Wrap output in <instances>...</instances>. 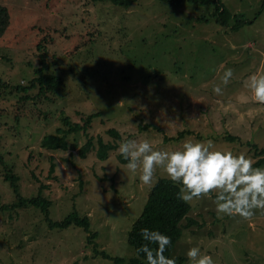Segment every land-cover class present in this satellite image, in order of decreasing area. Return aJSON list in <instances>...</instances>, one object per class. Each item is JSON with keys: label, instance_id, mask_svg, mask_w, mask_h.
<instances>
[{"label": "rangeland", "instance_id": "374dc122", "mask_svg": "<svg viewBox=\"0 0 264 264\" xmlns=\"http://www.w3.org/2000/svg\"><path fill=\"white\" fill-rule=\"evenodd\" d=\"M220 1L233 15L226 25L213 2L138 0L125 8L109 1L0 0L10 15L0 37V78L8 83L0 87V157L18 175L23 197L42 188L53 221L78 211L91 222L90 232L75 225L52 229L40 208L2 209L17 197L0 163V264H115L102 251L135 257L129 232L155 183L144 185L139 170L133 175L122 163L125 139H146L167 151L212 140L218 150L264 158V105L245 87L249 76L264 72V0ZM47 33L51 72L64 85L39 95L30 86L40 64L37 45ZM227 69L234 75L224 86ZM217 85L222 95L213 92ZM98 112L89 131L95 147L85 159L83 133L69 138L75 150L42 146L64 127L63 117L82 123ZM99 138L118 144L107 160L97 156ZM161 177L168 178L158 170ZM214 200L213 194L190 202L199 225L184 230L170 259L190 264L187 251L199 247L215 264H264V215L257 211L251 222L218 216ZM91 233L97 237L89 242Z\"/></svg>", "mask_w": 264, "mask_h": 264}, {"label": "clouds", "instance_id": "9594fccd", "mask_svg": "<svg viewBox=\"0 0 264 264\" xmlns=\"http://www.w3.org/2000/svg\"><path fill=\"white\" fill-rule=\"evenodd\" d=\"M232 69H227L221 83L227 86L233 77ZM245 87L254 101L264 105V72L248 77ZM216 95H222V88H213ZM119 153L128 163L125 167L136 175L146 186L157 182V172L162 171L173 184L181 185L178 199L185 203L193 200L213 199L215 194L218 216H239L251 222L256 212L264 215V168L254 167V161L244 153L218 150L212 140L193 142L188 140L180 149L155 150L148 140H127L122 142ZM142 238L148 243L138 252L146 255L147 264H176L164 252L171 245V238L158 231L141 230ZM149 244H156L155 250ZM190 264H215L212 256L202 254L199 247L187 251Z\"/></svg>", "mask_w": 264, "mask_h": 264}, {"label": "trees", "instance_id": "16d2710c", "mask_svg": "<svg viewBox=\"0 0 264 264\" xmlns=\"http://www.w3.org/2000/svg\"><path fill=\"white\" fill-rule=\"evenodd\" d=\"M97 1H109L116 6L129 8L138 0H93ZM171 4H179L185 0H164ZM199 6L206 5L209 3L215 4V14L218 17V21L226 25L228 20L232 18V13L220 0H188ZM244 22L241 21L240 24ZM10 25V15L9 10L6 6H0V37H3ZM44 32L42 29L40 30ZM52 42L51 33H47L38 43L37 48L40 53V64L39 67L35 69L36 77L31 82L30 88H38L39 95H47L49 93L55 94L59 88L64 85V79L53 72H51V67L49 64V53L48 44ZM0 87H8V83L4 82L0 78ZM18 91L27 90V87L17 86ZM28 97H22L21 100H26ZM47 98V97H46ZM1 113V110H0ZM102 116V113L98 112L96 114H91L83 118L82 123H73L68 116L63 117L62 121L64 127L57 129L56 134H50L43 138L42 146L51 151H68L70 149L75 150L78 148L77 144L70 143L69 138L71 135L83 133L87 138V142L80 149V156L86 158L88 153L95 147L94 139L90 135L89 131L92 126L93 121ZM109 134L113 135L117 139H121L122 136L116 130H110ZM231 140H235L234 137H229ZM99 148L97 150V156L100 160H107L109 154L113 150H117V143L105 142L102 138L98 139ZM256 148L257 146L254 145ZM253 146V147H254ZM254 147V148H255ZM257 150V149H256ZM258 154V151H256ZM260 153H264V149L260 150ZM122 163H128L122 155L119 156ZM0 163L3 166V176L6 181H9L15 191L17 201L11 206H2V209H12V208H27L29 206H34L40 208L46 216V220L50 228L55 229H67L73 225L83 228L87 232L91 231V222L89 217H82L78 211L70 213L62 221H53L50 218V207L51 201L43 196L42 188L38 196L32 198H25L20 192L19 177L16 175L12 169L8 166H4V161L0 157ZM264 166V158L257 160L254 163V167ZM55 164L52 166L51 171L54 172ZM44 188H47L43 185ZM181 185L173 184L169 178L161 177L157 180L152 188V191L147 199L144 209L139 216V218L133 224L132 229L129 232V243L134 248L136 256L132 257L129 261L122 257H112L105 251L101 254L104 258L110 259L115 262V264H147L146 255L143 252H138V249L142 245L148 243L141 236L142 229H149L150 231H158L164 235L171 238V245L164 252V255L171 258L172 251L174 250L177 242L183 236V232L186 228L193 225H199L198 221L190 216L192 211V206L190 203H185L181 199H178V192ZM215 197V194H214ZM185 223V224H184ZM97 237V233H91L89 236V242H92L93 238ZM149 248L155 250L157 248L156 244H149ZM98 254V253H97ZM178 264H184V257H178L175 259Z\"/></svg>", "mask_w": 264, "mask_h": 264}]
</instances>
